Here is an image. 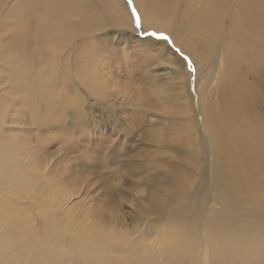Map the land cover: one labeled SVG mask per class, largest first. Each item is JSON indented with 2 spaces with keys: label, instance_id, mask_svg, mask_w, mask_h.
<instances>
[{
  "label": "bare ground",
  "instance_id": "obj_1",
  "mask_svg": "<svg viewBox=\"0 0 264 264\" xmlns=\"http://www.w3.org/2000/svg\"><path fill=\"white\" fill-rule=\"evenodd\" d=\"M43 1L0 0V264H264V0H133V9L125 0ZM131 16L189 63L164 65L167 44L148 36L134 52L147 64L126 74L153 78L141 72L153 66L147 89L103 85L100 51L89 45L72 67L81 30L128 27ZM51 22L65 29L56 49L43 45L57 43ZM76 77L111 110L118 96L133 112L158 110L140 127L165 155L147 172L100 137L101 164L92 165L119 169L92 207L81 201L88 177L53 163L71 152L77 126H91Z\"/></svg>",
  "mask_w": 264,
  "mask_h": 264
},
{
  "label": "rangeland",
  "instance_id": "obj_2",
  "mask_svg": "<svg viewBox=\"0 0 264 264\" xmlns=\"http://www.w3.org/2000/svg\"><path fill=\"white\" fill-rule=\"evenodd\" d=\"M60 1L62 0H44L42 5L48 7V3H55V5H57ZM71 1L76 2L78 5L80 3L87 4L86 2H88V0H71ZM125 1L128 4V6L130 5L132 9L135 8L133 0H125ZM98 3L102 5V0H98ZM69 8L73 9L71 6ZM73 18H74V21L77 20V22H79L80 17L77 14H75ZM130 18L132 19V23L128 27L118 26V25H107L105 27H99L96 25V28L94 29V31H88V28L83 31L81 30L80 34L78 35V37L73 43L75 46V50L71 54V58L73 60L72 67L74 66V68H76V64L74 61H77L76 59L77 55L82 49L86 48V46L89 45V46H92L94 49H98L100 51V53H98L97 55L98 66L96 68V76L97 78L102 80L103 85L111 89L123 88L126 86H130V87L137 86V87H142V88L147 89L153 84V81H154L156 71L153 70V66L151 68L149 67L150 65L147 67L143 65V69L141 71V72H144L146 77L153 76V78H142V75L140 74L136 76L139 70H136L135 76L133 78L127 76L126 74L128 72H132V71L134 72L135 70L133 67L136 68L140 66L142 63L147 64L145 56H141L140 58H134L135 57L134 52H136L137 49L139 50L141 48V45H142L141 43H143L142 40L146 39V37L148 36H152L156 40H160L162 38L160 41L163 40L165 41L164 43L167 44L168 48H167L166 57L170 58L171 62L164 61L163 62L164 65L170 68H174V65L181 66L183 65L185 61H186V64L189 63L187 61L188 57L187 59H183V58L180 60L178 59L179 58L178 55L182 51L180 47H177L174 44V42H172L171 39L168 40V36H165L164 34L161 35L160 32L156 30H152V29L147 30L150 28L143 26V24L141 23V20H138V16H137V20H135L133 16H131ZM62 23L63 22H51L50 23V25L55 24L54 30L58 31L57 43L53 41H48V43L43 44L46 48L56 49L58 46H61V44L64 43L63 37L65 36V29L62 27ZM165 37H167V39H165ZM159 45H162V43H159ZM154 47H156L155 44H149V46H147L150 52L155 51ZM221 60H224V54H222ZM220 62H219V65H221L222 63ZM117 65H118L117 70L111 71L114 69V66H117ZM162 66L163 64L160 65L158 68H161ZM148 68L150 70L152 69V72H149ZM151 73L153 74L151 75ZM170 78L172 80V76H170ZM173 81H175V79ZM199 81L201 82L200 77H199ZM74 85L77 88L78 92L84 98V104L81 106L83 110V116L87 121L88 120L91 121L90 122L91 126H88V125L87 126H77L74 131L76 141H74L71 144V146H73L72 147L73 149L71 148V152L69 154H66V155L58 154L56 159L55 158L53 159V163L57 164L61 162L58 164L60 168H67L70 171H74V173H76L77 175L82 174L88 177V181L91 185L90 187L88 186V192L84 195L85 198H82L81 201L85 204L88 201L90 202L88 206L82 205L83 207H92L97 201L94 198H96L97 195H100L98 194V192L99 190L102 189V186L104 185L108 176L112 174L115 175L117 173V169H119L117 167L119 166V164H116V163L115 165L112 163V165L109 166V162H108L107 163L108 166L107 168H105V170L100 167H94L92 165L94 163L101 164V161H100L101 152L97 150V148L100 147L99 145H101V144L97 145V143L99 142L102 143L100 140V137H105L109 140V142L111 141L112 144L111 143L108 144L109 146L112 147V145L114 144L116 149L123 148L124 149L122 150L123 152L125 151L129 152L127 153V155L133 154V159H135V162L137 161L138 163L142 164V168L145 169L147 172H151L152 171L151 169H153L151 166L153 164V161L155 160L154 162H160L159 160L164 158L165 155L161 154L160 150L158 149L155 143L149 141L148 138L145 137L147 132H145V130L140 127V119L142 117H145L148 119L155 120L158 118L157 113L159 111L154 109L155 113H151V112L146 113L145 110L139 113L133 112L129 107H127V100L121 96H118L116 100L109 102L112 105L111 107H113V110H111L112 108L109 109L106 106L107 104L104 102H101L99 104L94 103L93 98L95 97L87 91L82 81V78L76 77L74 81ZM3 86H4L3 82H0V87H3ZM152 91H153L154 100L159 99L162 91L154 89L153 87H152ZM88 106L90 107L89 111H86L85 109H87ZM111 113H112V116H111ZM81 119L83 118H80L79 120ZM12 126L15 127L16 135L21 136L17 131V128H21V126L16 125V124ZM3 127L7 131L11 130L7 126V124H4ZM40 128H43V127H40ZM126 129H127V134L129 132L128 142H126L127 138L124 139V137H126L125 135ZM35 130H36V133H39L41 129L37 128ZM32 137H34V135ZM38 140L40 142L42 141L47 142L49 141V137L47 135H41L38 137ZM140 144L142 147L140 146ZM95 145H96V148L93 150H90ZM50 146L48 148H50ZM58 149H59V146H57V144L51 146L50 148L51 151H57ZM167 154L172 155V153H167ZM111 157L112 156H110V158ZM176 157L174 156L175 159ZM88 163H91V165L87 168L84 167V166H88ZM102 163L104 165L103 156H102ZM62 164H66V165L62 166ZM88 170H91V172ZM46 173H48V171H46ZM158 175H164V173L160 172V174ZM160 178L163 184L165 182V177L162 176ZM127 192L128 193L132 192L131 194L134 193V191L133 190L130 191L129 188ZM214 206H216L217 208L220 207V205H216V204ZM208 213H210V210H208ZM208 213H206V215L204 216L205 220L209 216ZM205 237L206 236L204 235V238Z\"/></svg>",
  "mask_w": 264,
  "mask_h": 264
},
{
  "label": "snow or ice",
  "instance_id": "obj_3",
  "mask_svg": "<svg viewBox=\"0 0 264 264\" xmlns=\"http://www.w3.org/2000/svg\"><path fill=\"white\" fill-rule=\"evenodd\" d=\"M162 35V34H161ZM165 39H167V37H165Z\"/></svg>",
  "mask_w": 264,
  "mask_h": 264
}]
</instances>
